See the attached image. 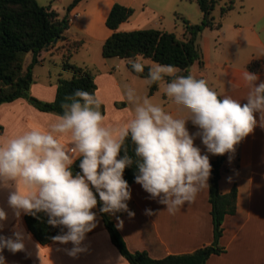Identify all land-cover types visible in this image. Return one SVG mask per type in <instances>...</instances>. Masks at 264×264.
<instances>
[{"label":"clouds","instance_id":"9594fccd","mask_svg":"<svg viewBox=\"0 0 264 264\" xmlns=\"http://www.w3.org/2000/svg\"><path fill=\"white\" fill-rule=\"evenodd\" d=\"M127 64L136 74L144 73L147 66L145 86L161 87L179 115L174 116L124 83L122 92L132 106V116L116 129L105 125L99 97L76 89L64 97L60 104L62 114L47 130L31 129L0 138V187L14 188L9 193V206L17 217L21 211L33 215L44 212L51 226L66 228V232L52 239L71 243L73 247L65 251L73 258L88 251L82 242L95 227L96 214L92 209L98 201L93 188L102 202L101 212L125 211L129 216L135 215L126 203L131 192L123 178L125 168L133 160L126 148L125 155L117 158L127 138L135 145L138 158L135 182L175 215L209 188L212 165L209 156L201 154L194 144L196 137L208 153L222 156L234 153L236 145L254 131L256 113H260L264 127V81L257 84L259 77L255 73H243L249 92L247 102L241 104L231 96L221 98L203 78L191 73L179 75L173 65H149L141 55L129 58ZM189 120L198 129L194 134L186 127ZM61 137H67L69 142L62 143ZM78 158H82V174L74 176L71 167ZM146 212L151 214V210ZM6 219V212L0 209V221ZM24 239L23 233L17 231L12 237L0 236V264H5V248L12 253L25 250ZM116 264L127 261L119 256Z\"/></svg>","mask_w":264,"mask_h":264},{"label":"crops","instance_id":"0c3cea01","mask_svg":"<svg viewBox=\"0 0 264 264\" xmlns=\"http://www.w3.org/2000/svg\"><path fill=\"white\" fill-rule=\"evenodd\" d=\"M149 1L84 0L70 13V27L76 20L85 17L86 35L99 37L103 47L112 34L106 27V20L115 3L135 9L134 16L119 29L134 31L152 29L150 26L155 21L163 19L159 11L149 6ZM186 1L198 6L195 2ZM97 4L100 8L95 12L93 9ZM185 9L189 11L188 7ZM192 13L195 20L188 12H182L184 17L181 18L187 19L191 24H200L203 20L202 11L193 9ZM93 18L96 21L94 27L98 31L92 29ZM216 22L222 23L220 29H206L199 36L197 45L202 54L203 65L195 63L190 73L207 80L209 86L220 93L221 98L231 96L244 104L247 102L249 88L243 79V73L247 70L257 74V84L264 81V0H236L234 10L223 18L221 16V20ZM68 34L69 30L67 37ZM39 59L45 61L46 55L42 54ZM253 61L262 64L257 72L248 69ZM113 65L115 63L112 67ZM124 78L128 82H135V77ZM95 82L96 95L106 108L104 123L118 129L131 118L132 106L124 98L117 77H96ZM57 84L58 81L41 82L35 78L31 95L44 102H53ZM171 114L176 116L178 111H171ZM255 115L257 126L254 131L236 145L234 153L225 154L220 191L222 194H229L236 188L237 208L235 214L228 215L223 223V236L219 240V246L225 252L213 255L207 264H264V127L261 126L260 113ZM56 119V114L41 112L25 99L5 103L0 106V126L3 128L0 138H11L31 129L45 131ZM186 127L190 134L198 131L190 120ZM61 142L69 141L67 137H61ZM194 144L201 149V154L209 156L212 165L218 155L208 153L199 137L194 139ZM129 188L131 199L126 203L129 211L135 215L129 216L125 211L108 214L113 218L131 252H147L151 258L160 260L172 255L190 254L214 244L209 188L201 191L194 203L185 204L175 215L169 214L166 206L158 202V198H150V194L140 184L136 183ZM11 190L14 188L0 187V209L7 214V219L0 221L3 225L0 236L12 237L13 231L23 233L25 250L12 253L5 248L2 253L5 264H116L117 257L122 256L113 245L97 206L92 209L96 214L95 227L86 234L82 242V246L88 248L87 252L73 258L65 251L73 247L71 243L61 244L56 241L42 246L28 230L26 213L21 211L17 217L9 206ZM146 210H151V214H147Z\"/></svg>","mask_w":264,"mask_h":264},{"label":"trees","instance_id":"16d2710c","mask_svg":"<svg viewBox=\"0 0 264 264\" xmlns=\"http://www.w3.org/2000/svg\"><path fill=\"white\" fill-rule=\"evenodd\" d=\"M84 0H74L69 6L68 13L60 18L57 11L44 7L37 0H0V106L5 103H12L19 99L27 100L31 105L41 112L62 114L60 104L66 95H70L76 89H83L90 93L97 91L95 75L87 68L79 67L70 63L73 52L77 51L83 41L76 42L75 48L63 57V69L71 72L69 79H59L57 84L56 98L53 102H44L31 95V87L35 82L34 69L42 63L39 59L41 53L56 40L63 41L67 31L70 29V13ZM198 4L203 13V20L200 24H191L183 19L185 33L178 38L175 33L158 29H142L134 31H121L120 26L128 22L135 14V9L115 3L107 20L106 27L112 32L102 47V55L106 59L119 58L128 60L141 55L144 60H150L162 65H173L180 70L179 75H188L190 69L197 62L203 65L202 54L198 48L199 36L206 29H220L221 22H216L214 12L222 0H189ZM234 0L221 7L222 18L235 8ZM69 39V38H68ZM71 40V39H70ZM73 41V40H72ZM28 54L33 55L32 62L24 72V60ZM261 62L253 61L248 69L257 72L261 68ZM147 76L146 66L144 73L136 74ZM170 79V78H169ZM159 86L150 87V95H154ZM101 112L105 115V105L101 103ZM3 128L0 126V133ZM132 158L133 163L126 167L123 178L129 187L136 184L135 176L138 174L135 155V145L131 138H127L125 146L121 149L119 156L125 155ZM78 158L72 165L71 170L75 176L81 173ZM225 164V155H218L212 162V171L209 179L210 203L212 205V217L214 225L215 242L190 254L172 255L164 259H153L147 252H131L126 241L117 229L113 218L101 212L103 206L99 200L98 193L93 192L97 197V208L103 219L104 226L109 232L113 245L129 264H207L213 255H220L225 252L219 246V240L223 236V223L228 215H234L237 208V190L234 188L229 194H222L220 181ZM48 215L44 212L26 214L25 221L29 232L42 246L53 244L52 238L67 229L62 226L53 227L48 223Z\"/></svg>","mask_w":264,"mask_h":264},{"label":"rangeland","instance_id":"374dc122","mask_svg":"<svg viewBox=\"0 0 264 264\" xmlns=\"http://www.w3.org/2000/svg\"><path fill=\"white\" fill-rule=\"evenodd\" d=\"M40 5L44 7H49L52 10L58 12L60 18H63L68 13L69 6L74 2V0H37ZM230 0H222L217 6L214 16L217 21L221 20V7L228 4ZM236 2V0H234ZM149 6L155 8L163 16L162 20L155 21L150 28L160 29L168 32L175 33L178 38H182L184 33V22L181 16L184 17L182 12H188L193 20L195 17L193 15V9L200 11L196 4H191L186 0H150ZM188 7L189 11H186ZM99 5H95L94 11L99 10ZM236 15V14H234ZM78 17V16H76ZM70 22L72 19L70 18ZM94 31H98L94 27L95 19H92ZM101 22V21H99ZM98 22V23H99ZM86 25L87 20L82 17L76 20L74 25L70 27L68 38L63 41H59L49 46L47 50L41 53L46 55V60L42 61L34 69V77L41 81H52L53 83L59 81V79H69L72 77L71 72L65 71L63 69V57L69 54L76 46L74 41H83L84 44L75 52H73L70 59V63L79 67L87 68L93 72L95 77H117L119 80L121 89L124 83H128L131 86L137 88L141 96L147 95L153 103L161 104L165 107L166 111H177L176 107L171 105V102L164 95L163 90L159 87L158 91L154 95H150V88L146 87L144 80L132 74L127 68V61L119 58L106 59L102 55V45L99 37H89L86 35ZM67 36V35H66ZM71 39V40H70ZM73 40V41H72ZM219 45V44H217ZM48 51V54H47ZM33 55L28 54L25 56L24 60V72H26L27 67L32 62ZM115 61V62H108ZM147 64H152L150 60H144ZM114 67H112V64ZM178 69V68H177ZM180 71V70H179ZM179 73V72H178ZM124 77H135V82H128ZM179 115V113H178Z\"/></svg>","mask_w":264,"mask_h":264},{"label":"water","instance_id":"95a60500","mask_svg":"<svg viewBox=\"0 0 264 264\" xmlns=\"http://www.w3.org/2000/svg\"><path fill=\"white\" fill-rule=\"evenodd\" d=\"M57 42H58V40L55 41V43H57Z\"/></svg>","mask_w":264,"mask_h":264}]
</instances>
